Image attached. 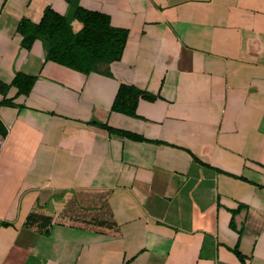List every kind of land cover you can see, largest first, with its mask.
Returning a JSON list of instances; mask_svg holds the SVG:
<instances>
[{
	"label": "crops",
	"instance_id": "obj_1",
	"mask_svg": "<svg viewBox=\"0 0 264 264\" xmlns=\"http://www.w3.org/2000/svg\"><path fill=\"white\" fill-rule=\"evenodd\" d=\"M79 2L129 29L90 73L17 31L69 0H0V264H264V0Z\"/></svg>",
	"mask_w": 264,
	"mask_h": 264
},
{
	"label": "trees",
	"instance_id": "obj_2",
	"mask_svg": "<svg viewBox=\"0 0 264 264\" xmlns=\"http://www.w3.org/2000/svg\"><path fill=\"white\" fill-rule=\"evenodd\" d=\"M67 14H61L47 6L39 22L24 16L17 28L22 35V45L31 49L35 40H43L46 60H54L85 73L98 71L101 62H112L122 58L129 37V29L114 26L107 13L91 10L80 4L79 0H69ZM83 22V27L75 31L73 20ZM37 76L18 72L12 85L18 93H29ZM10 84L0 80V91L6 93ZM158 96L133 84H121L114 99L112 109L130 115H138L137 108L142 98L155 100ZM2 104H13V98L0 100ZM111 133H118L135 140H148L137 132L99 123ZM234 226V220H232ZM234 251L244 259L238 247Z\"/></svg>",
	"mask_w": 264,
	"mask_h": 264
}]
</instances>
